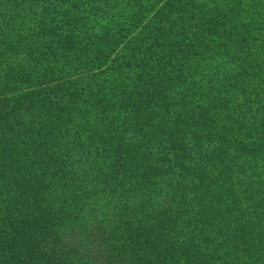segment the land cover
<instances>
[{
  "label": "trees",
  "instance_id": "obj_1",
  "mask_svg": "<svg viewBox=\"0 0 264 264\" xmlns=\"http://www.w3.org/2000/svg\"><path fill=\"white\" fill-rule=\"evenodd\" d=\"M0 264H264V0H0Z\"/></svg>",
  "mask_w": 264,
  "mask_h": 264
}]
</instances>
